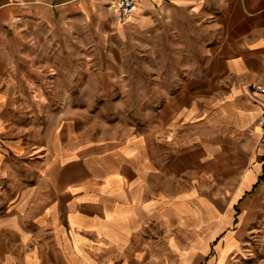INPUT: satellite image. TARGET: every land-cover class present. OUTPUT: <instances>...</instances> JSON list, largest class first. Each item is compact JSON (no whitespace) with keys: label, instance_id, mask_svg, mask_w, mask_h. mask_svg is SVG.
<instances>
[{"label":"crops","instance_id":"0c3cea01","mask_svg":"<svg viewBox=\"0 0 264 264\" xmlns=\"http://www.w3.org/2000/svg\"><path fill=\"white\" fill-rule=\"evenodd\" d=\"M133 1L132 14L118 23L100 0H0V54L9 65H42L40 50L60 40L72 49L76 42L90 47L82 40L87 32L115 49L127 36H147L150 44L163 26L172 50L164 63L178 68L165 74L171 86L151 107L146 134L79 147L55 137L35 146L43 149L37 175L45 177L46 194L35 204L20 202L34 207L30 215L19 208L0 217L11 236L0 264H248L240 250L252 218L218 211L205 216L196 202L191 207L201 208L189 225L187 189L178 183L174 192L171 182L186 176L189 158L216 162L223 154L231 175L241 176L238 200L258 188L264 194V124L257 123L264 114V0ZM189 39L200 50L194 60ZM24 80V88L0 85L2 128L11 129L8 116L15 112L36 114L37 124L44 112L65 108L66 101L55 109L42 77ZM243 203L245 211L264 208V202ZM34 229H43V242Z\"/></svg>","mask_w":264,"mask_h":264},{"label":"rangeland","instance_id":"374dc122","mask_svg":"<svg viewBox=\"0 0 264 264\" xmlns=\"http://www.w3.org/2000/svg\"><path fill=\"white\" fill-rule=\"evenodd\" d=\"M104 6L108 8L106 4ZM85 36L82 40H88L91 44L87 48L76 42L75 49H72L62 40L45 44L39 54L44 62L42 65L25 62L9 65L4 62V55L0 54V85L17 83L18 87L21 85L24 88V79L31 77L40 82L42 77V89L54 95L51 100L54 106H58L55 109H60L66 101L64 110L44 112L37 124L36 114L15 112L8 116L11 129L0 127V217L9 210L14 216L21 208L20 202L35 204L37 197L46 194L45 177L37 175L44 164L40 158L43 149L35 146L46 147L55 137L60 141L65 138V142L69 137L79 147L103 139L146 134L149 123L154 120L151 107L163 100V90L171 86V82L165 80V74L170 76L178 68L164 63L170 60L172 50L166 47L170 42L163 26L158 38L150 44L147 36L140 39L127 36L129 42L122 49L110 48L109 42L105 43L98 33L87 32ZM193 44L189 39L187 51L191 60L200 51L193 48ZM187 67L192 69L194 65L188 64ZM65 93L70 96L64 98ZM222 156L216 162H199L194 157L189 158L186 176H172L171 188L175 192L180 183L182 191L187 189L188 199L191 200L188 207L189 225L192 221L190 216L194 217L201 208L199 203L205 216L218 211L226 215L235 213L234 216L238 218H252L246 225L240 253L246 256L245 263L259 264L260 260L264 261V208L245 211L242 207L247 200L264 202V194L260 196L258 188L238 200L240 194L235 189L241 176L239 173L231 175V162ZM200 166L203 172L209 174H201L197 170ZM29 185L38 186L24 192L23 187ZM211 201H217L220 208L212 209L209 205ZM17 202V209H14ZM196 202H199L198 207H191L190 204ZM27 208L30 215V208L34 207L23 206L21 209ZM7 226L8 222L0 223V259L4 256L3 243H7L11 237ZM4 229H7L6 232ZM37 231L30 230L34 233ZM35 234L39 242L45 240L43 229ZM198 243L192 241L189 245Z\"/></svg>","mask_w":264,"mask_h":264},{"label":"built area","instance_id":"2783aa9c","mask_svg":"<svg viewBox=\"0 0 264 264\" xmlns=\"http://www.w3.org/2000/svg\"><path fill=\"white\" fill-rule=\"evenodd\" d=\"M108 8L113 12L115 20L118 23L124 22L135 9L133 0H102ZM254 90H259L258 86H252ZM259 125L264 124V114L258 119Z\"/></svg>","mask_w":264,"mask_h":264}]
</instances>
